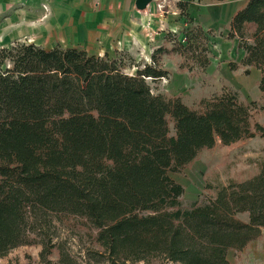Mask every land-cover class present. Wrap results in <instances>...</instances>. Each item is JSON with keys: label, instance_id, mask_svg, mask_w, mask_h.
Masks as SVG:
<instances>
[{"label": "trees", "instance_id": "obj_1", "mask_svg": "<svg viewBox=\"0 0 264 264\" xmlns=\"http://www.w3.org/2000/svg\"><path fill=\"white\" fill-rule=\"evenodd\" d=\"M182 34H166L134 74L120 58L77 47L0 48V258L39 244L46 264L55 252L57 264H233L231 249L260 238L264 160L257 175L219 184L213 198L189 207L170 174L217 141L264 136L232 91L202 100L200 109L153 93L148 81L170 76L165 55L180 56L190 72L209 67L204 28ZM228 35L245 51L241 64L261 71L264 96V0H248ZM244 212L248 221L238 217ZM65 227L92 239L81 263L60 240Z\"/></svg>", "mask_w": 264, "mask_h": 264}, {"label": "rangeland", "instance_id": "obj_2", "mask_svg": "<svg viewBox=\"0 0 264 264\" xmlns=\"http://www.w3.org/2000/svg\"><path fill=\"white\" fill-rule=\"evenodd\" d=\"M248 0H152L145 10L135 7V0H0V48L17 43H36L45 48L77 47L88 53L123 60V69L134 74L137 66L151 62L152 52L164 44L165 35L175 32L184 40L186 26L201 25L210 37V64L207 69L190 72L179 67L180 56L165 55L161 66L170 76L150 79L152 91L168 97H181L193 109L202 107L223 91L236 93L251 109V124L264 126V96L259 83L261 71L241 61L245 51L228 33L232 18ZM181 3H186V7ZM231 64L236 65L235 69ZM171 134L175 133L170 122ZM264 160V136L244 138L230 145L217 141L202 150L196 161L171 176L185 187L183 206L207 201L219 184L241 182L260 171ZM248 221L247 212L238 214ZM60 240L80 263L85 260L92 239L82 229L60 228ZM41 245H23L0 258V264H46L41 260ZM58 255L51 257L57 264ZM233 264H264V228L259 239L243 250L231 249ZM153 264H181L156 260Z\"/></svg>", "mask_w": 264, "mask_h": 264}, {"label": "water", "instance_id": "obj_3", "mask_svg": "<svg viewBox=\"0 0 264 264\" xmlns=\"http://www.w3.org/2000/svg\"><path fill=\"white\" fill-rule=\"evenodd\" d=\"M151 2L152 0H135V7L139 10H145Z\"/></svg>", "mask_w": 264, "mask_h": 264}]
</instances>
